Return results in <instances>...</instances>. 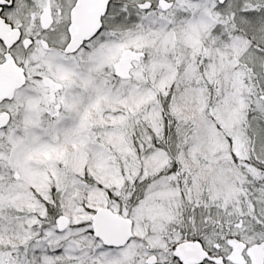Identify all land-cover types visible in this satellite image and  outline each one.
Wrapping results in <instances>:
<instances>
[{"label": "snow or ice", "instance_id": "snow-or-ice-1", "mask_svg": "<svg viewBox=\"0 0 264 264\" xmlns=\"http://www.w3.org/2000/svg\"><path fill=\"white\" fill-rule=\"evenodd\" d=\"M0 264H264V0H0Z\"/></svg>", "mask_w": 264, "mask_h": 264}]
</instances>
